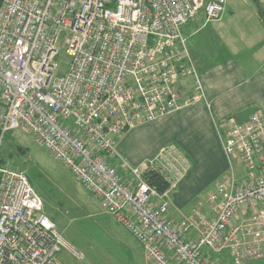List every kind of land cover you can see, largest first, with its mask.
<instances>
[{
	"label": "built area",
	"instance_id": "1",
	"mask_svg": "<svg viewBox=\"0 0 264 264\" xmlns=\"http://www.w3.org/2000/svg\"><path fill=\"white\" fill-rule=\"evenodd\" d=\"M227 1L2 0L0 6V131L33 134L154 264H223L224 251L233 264L264 262L263 112L218 124L228 168L208 195L211 215L198 212L181 226L167 217L169 192L186 171L182 164L174 169L175 149L162 148L138 165L118 149L126 132L180 107L189 77L203 94L184 29L201 13L205 22L220 20ZM150 171L161 173L166 191L147 180ZM43 207L24 171L0 165V264H64L63 248L83 259ZM191 228L198 231L194 239L185 237Z\"/></svg>",
	"mask_w": 264,
	"mask_h": 264
},
{
	"label": "rangeland",
	"instance_id": "2",
	"mask_svg": "<svg viewBox=\"0 0 264 264\" xmlns=\"http://www.w3.org/2000/svg\"><path fill=\"white\" fill-rule=\"evenodd\" d=\"M252 1L256 2L259 10L264 11V0L227 1L226 19L212 21L207 25V31L214 35L215 45L221 43L233 47L244 35L240 21L252 18L250 22L253 26L256 24L250 9V6L254 7ZM200 16L203 17V14L192 21L193 30L200 25L198 22ZM202 35L203 32L200 33V36ZM64 38L65 34L61 38L62 52L66 50L63 46ZM60 59L62 63L67 56L61 54ZM217 60L213 61L214 66L221 65L216 62ZM196 108L193 106L181 110L177 112L176 117H173V119H182L186 125L188 124L185 128L173 127L167 134L166 127L162 126L165 120L163 118L167 117L164 116L159 122L135 127L125 133L123 135L125 137L118 143L121 156L132 165L158 156L162 148L167 150L172 147L176 152L175 157L179 156L181 162L175 163L174 169H179L178 166L180 167L184 162L180 150L186 154L178 146L179 142H183V138L189 136L187 139L199 143V149L194 150L195 167L190 174L187 173L189 185L181 193L182 196H187L192 192L193 196L183 211L174 212L171 216L181 224L188 223L192 217L197 218L198 212L202 215H211L207 198L226 165L218 147V143L221 147L218 127L221 121L216 122V130L209 112L203 107L196 106ZM176 122L172 120L173 124ZM173 144L180 150L177 151ZM0 165L24 171L28 175L43 198L44 211L55 221L69 244L83 254V259L79 260L68 249L63 248L58 253V259L64 264H154L144 246L122 224L105 212L89 190L38 143L33 134L21 128L11 129L4 134L0 131ZM180 188L181 191L182 185ZM173 190L169 192L170 204Z\"/></svg>",
	"mask_w": 264,
	"mask_h": 264
},
{
	"label": "crops",
	"instance_id": "3",
	"mask_svg": "<svg viewBox=\"0 0 264 264\" xmlns=\"http://www.w3.org/2000/svg\"><path fill=\"white\" fill-rule=\"evenodd\" d=\"M252 2L254 7L250 6V9L252 10V17L256 19V24L253 26L250 22L252 18L246 21H240V25L243 29L242 33L244 35H242L237 44L233 47L231 46V48L226 44L220 43L219 45H215L213 43L214 35L210 31H207V25L210 22L205 23L204 16H200L198 19L200 25L194 30L192 29V24L194 22H190L185 27L184 32L188 37L190 51L196 61L200 74L203 94H199L195 91L193 87L194 80L192 78H188L184 81V89H186L184 100L185 98H191L198 94L199 96L191 100L189 104L182 100L178 109L166 115V118H163L165 120L162 126L166 127L165 132L167 134L171 132L173 127L185 128L188 125H186L182 119H173V117H176L177 112L181 110L184 111L193 106H195V109H197L196 106L203 107L209 112L216 130V122H220L226 117L233 115L240 119H245L254 111H261L264 113V24L260 15V10L255 4L256 2ZM226 15L227 13L224 14L220 20L226 19ZM202 32L203 35L200 36ZM253 32L254 34H252ZM216 59H218L216 62L221 65L214 66L213 61ZM172 120L173 122H177L173 124ZM156 121L159 122V119ZM156 121L149 122V124L156 123ZM130 131H132V129L128 132ZM123 137L125 136H122L119 141L123 139ZM187 138H189V136L183 138L184 141H180L178 144L186 154L173 144L176 150L178 151L179 149L182 153L180 156L184 157L182 165H186L184 175L180 177L177 187L172 192L171 204L167 212L168 219L175 226H181L182 224L180 221L173 220L171 218L172 214L177 211H183L191 200L190 198L193 196L192 192L187 196L181 195V193L185 191V188H187V185H189V181H187L188 175L195 167L196 155L194 150L199 149V143ZM207 146H205V148ZM218 147L224 159V164L226 162L225 168L220 174L222 175L228 168V160L224 153L222 142L221 147L218 143ZM142 162L143 161L139 164ZM178 168L180 169L179 166ZM175 171L176 170H172L171 172L175 174ZM187 173L189 174L187 175ZM180 184L182 185L181 191ZM197 236L198 231L195 228H191L185 233L186 238L194 239ZM219 259L223 264H233L227 251L221 253ZM248 264L262 263L252 262Z\"/></svg>",
	"mask_w": 264,
	"mask_h": 264
},
{
	"label": "trees",
	"instance_id": "4",
	"mask_svg": "<svg viewBox=\"0 0 264 264\" xmlns=\"http://www.w3.org/2000/svg\"><path fill=\"white\" fill-rule=\"evenodd\" d=\"M1 4H2V0H0V6ZM260 15H261V18L264 24V11L263 10H260ZM146 178L150 183L157 185L160 191H164L169 186V183L163 178V176L160 175L159 172H156V171L147 172ZM261 263L264 264V262H261Z\"/></svg>",
	"mask_w": 264,
	"mask_h": 264
},
{
	"label": "bare ground",
	"instance_id": "5",
	"mask_svg": "<svg viewBox=\"0 0 264 264\" xmlns=\"http://www.w3.org/2000/svg\"><path fill=\"white\" fill-rule=\"evenodd\" d=\"M42 197V196H41ZM44 203V202H43Z\"/></svg>",
	"mask_w": 264,
	"mask_h": 264
}]
</instances>
